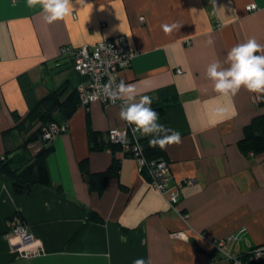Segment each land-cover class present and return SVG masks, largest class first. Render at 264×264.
I'll return each instance as SVG.
<instances>
[{"label":"crops","instance_id":"1","mask_svg":"<svg viewBox=\"0 0 264 264\" xmlns=\"http://www.w3.org/2000/svg\"><path fill=\"white\" fill-rule=\"evenodd\" d=\"M251 2L256 8L246 9ZM73 4L67 17L49 24L39 5L0 0V156L11 168L30 159L43 143L38 139L21 145L40 124L37 101L62 83L73 90L87 81L60 47L91 46L123 33L134 54L117 78L135 84L152 102L171 103L158 123L182 137L163 156L178 202L172 208L150 186L147 171L121 150L114 153L118 174L106 179L100 193L89 189L80 159L87 157L89 171L103 170L112 151L108 146L89 150L86 113L91 128L104 133L113 126L123 128L125 121L117 104H78L66 128L49 140L46 163L52 185L15 192L12 179L0 172V264H133L137 258L151 264H227L212 249L216 238L243 227L224 245L236 255L264 243V151L244 152L238 144L244 126L264 114V102L245 88L222 96L206 77L207 65L224 61L233 46L251 38L264 46V0ZM165 23L181 27L166 35L161 28ZM220 107L227 109L224 116L216 115ZM187 178L192 182L186 183ZM18 221L35 237L27 254L12 248L5 236Z\"/></svg>","mask_w":264,"mask_h":264},{"label":"built area","instance_id":"2","mask_svg":"<svg viewBox=\"0 0 264 264\" xmlns=\"http://www.w3.org/2000/svg\"><path fill=\"white\" fill-rule=\"evenodd\" d=\"M250 5H255V7L250 8ZM254 8H256V4L253 2L246 5L248 10ZM59 51L69 54L72 58L73 69L87 79L85 83L78 84L75 89L79 104L82 106H87L90 103V101L86 102L87 96L97 91L93 87L95 83L106 84L110 77L115 78L118 83L120 81L117 78L118 71L130 64L134 54L123 33L105 36L91 46L69 47L64 45L60 47ZM97 101L103 105L112 104L103 96H100ZM116 104L120 106L121 101L118 100ZM66 125V121L51 122L42 128V137L51 138L53 134L64 130ZM106 136L109 141L119 143L121 151L128 152L136 159L139 170L147 171L150 186L159 191L166 198L168 204L175 208L178 202V190L176 188L171 190L168 185L170 174L167 161L162 157L148 160L141 150L139 138L132 132V126L126 122L123 128L114 126L108 128ZM185 182L191 183L192 178H187ZM242 230L243 227L239 228L237 233L216 238L212 241V249L226 259L227 264H264V243L251 247L242 255H236L224 248L225 243L236 238ZM5 236L11 240L12 248L23 250L26 254L35 241L33 233L24 221H18L10 226L5 231Z\"/></svg>","mask_w":264,"mask_h":264},{"label":"clouds","instance_id":"3","mask_svg":"<svg viewBox=\"0 0 264 264\" xmlns=\"http://www.w3.org/2000/svg\"><path fill=\"white\" fill-rule=\"evenodd\" d=\"M79 2L83 3L84 0ZM213 4L215 5V0ZM37 5L42 8L43 18L49 24L67 17L74 7L73 0H27L29 8ZM249 7L253 8L255 5ZM180 27L177 23L161 25L166 35L172 34ZM207 43L212 45L214 41L209 39ZM225 64L228 66L224 67ZM206 77L212 82L215 92L222 96H235L241 88L264 96V46L254 38L233 46L224 61L217 59L207 65ZM93 87L97 91L89 94L86 102H96L100 96L112 104L121 101L120 119L132 126L134 134L139 132L142 136H152L149 141L151 146L166 150L169 145L182 143L180 132L158 123L159 113L151 107V97L141 95L135 84L123 80L117 83L115 78L110 77L106 84L97 82ZM226 112L227 109L223 107L216 109L218 116H224ZM122 239L126 241V238ZM107 255L110 259V253ZM133 264H151V261L137 258Z\"/></svg>","mask_w":264,"mask_h":264},{"label":"trees","instance_id":"4","mask_svg":"<svg viewBox=\"0 0 264 264\" xmlns=\"http://www.w3.org/2000/svg\"><path fill=\"white\" fill-rule=\"evenodd\" d=\"M260 96L259 102L262 103L264 102V96ZM78 104L76 90H68L66 83H62L56 89L49 91L37 101L34 110H37V119L40 121V124L28 132L21 145L41 139L43 142L41 146L30 159L17 168L9 167L8 160L4 156H0V172L12 179L13 190L15 192L28 193L34 184L52 185L46 163V156L51 151L52 145L49 143L50 138L42 137V128L51 122L61 123L66 121ZM170 104L166 102L161 105L159 102H152L151 107L160 114L164 107ZM86 124L88 128L89 150H100L108 146L112 151L110 163L103 170L89 171L87 168V157L79 161V167L84 174L88 188L100 193L106 179L118 174L119 161L114 153L117 150H121V146L119 143L107 141V138L105 141L104 135H106V132L92 129L88 113H86ZM152 138L139 139L143 154L148 160L159 157L163 158L165 150L151 146L149 141ZM238 144L244 152L264 151V114L254 116L244 126L243 136L238 141ZM55 188L60 190L58 185ZM91 216H95V214L91 212Z\"/></svg>","mask_w":264,"mask_h":264}]
</instances>
